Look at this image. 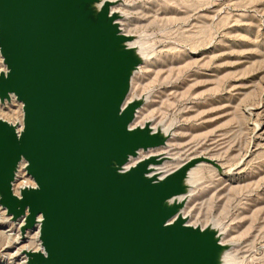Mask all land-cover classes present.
Segmentation results:
<instances>
[{
	"label": "water",
	"instance_id": "water-1",
	"mask_svg": "<svg viewBox=\"0 0 264 264\" xmlns=\"http://www.w3.org/2000/svg\"><path fill=\"white\" fill-rule=\"evenodd\" d=\"M123 2L0 0V105L21 104L20 120L0 116V207L18 241L37 227L24 264H228L219 223L184 209L194 167H234L196 154L161 168L174 125L136 121L146 55ZM21 163L32 183L15 190Z\"/></svg>",
	"mask_w": 264,
	"mask_h": 264
},
{
	"label": "rangeland",
	"instance_id": "rangeland-1",
	"mask_svg": "<svg viewBox=\"0 0 264 264\" xmlns=\"http://www.w3.org/2000/svg\"><path fill=\"white\" fill-rule=\"evenodd\" d=\"M115 8L125 32L143 35L134 43L146 60L128 98L148 100L136 121L174 125L173 159L161 168L196 154L234 167L224 177L209 163L194 167L184 214L192 224L219 223L222 241L234 242L228 264H264V0H124ZM0 116L20 120L21 104L0 105ZM22 166L15 190L31 180ZM20 223L0 207V264H24L21 250L39 247L37 227L18 241Z\"/></svg>",
	"mask_w": 264,
	"mask_h": 264
},
{
	"label": "built area",
	"instance_id": "built-area-1",
	"mask_svg": "<svg viewBox=\"0 0 264 264\" xmlns=\"http://www.w3.org/2000/svg\"><path fill=\"white\" fill-rule=\"evenodd\" d=\"M21 174H22V177H24L22 172L20 173V175H21ZM24 175H25V173H24ZM29 183H32V181H31V180H30V181L28 180L27 182H24V183H22V184H29ZM22 184H18V185H22ZM14 187H15V186H14ZM16 189H17V188H16Z\"/></svg>",
	"mask_w": 264,
	"mask_h": 264
},
{
	"label": "bare ground",
	"instance_id": "bare-ground-1",
	"mask_svg": "<svg viewBox=\"0 0 264 264\" xmlns=\"http://www.w3.org/2000/svg\"><path fill=\"white\" fill-rule=\"evenodd\" d=\"M23 169V168H22ZM189 196V195H188ZM36 229V228H35Z\"/></svg>",
	"mask_w": 264,
	"mask_h": 264
}]
</instances>
